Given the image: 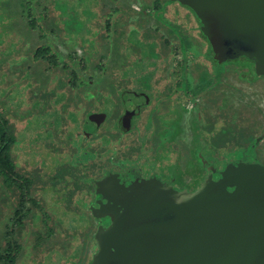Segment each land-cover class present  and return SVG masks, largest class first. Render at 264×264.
Listing matches in <instances>:
<instances>
[{"label":"rangeland","instance_id":"rangeland-1","mask_svg":"<svg viewBox=\"0 0 264 264\" xmlns=\"http://www.w3.org/2000/svg\"><path fill=\"white\" fill-rule=\"evenodd\" d=\"M11 1L13 4L10 6L0 3L1 14L13 15L0 25V107L9 122L13 124L16 135V142L11 152L19 171L37 175L39 180L33 187L35 195L44 199L49 210L54 212L55 217L62 220L67 228L79 225L85 229L86 225L93 230L94 225L97 228L104 222L102 236L106 250L113 249L112 240L120 241V231L125 227L133 228L138 233L146 231L151 225L160 230H169L184 220L178 212L190 209V201L184 197L183 192L196 194L208 184V179L222 180V172H226L227 167H232L234 171L227 179L236 182L235 186L242 188V191L234 190V185H228V192L231 193L227 195L228 200L224 198L223 193L204 192L203 202H205L199 205L201 214H206L207 218H215L218 215L231 216L252 226L264 222V172H262L264 169V74H256L255 66L251 61L246 58L212 61L208 54L207 43L199 34V23L194 15L187 8L171 0H161L159 4L171 3L167 5L163 16L185 30L184 35L189 46L184 52L179 50L178 42L175 40H172L173 44L168 47L161 43L160 34L164 33L166 38H171L162 26L158 27L159 31L156 32L155 39L141 35L142 30L138 31L136 26L137 20H134L135 26L126 20H119L118 26L106 30L105 21L108 17H116L123 6H130L129 9L141 14L150 10L149 5L153 0H30L33 17L40 15L44 7L49 10L47 17L38 21L37 27L29 25V17L21 18L19 13L17 15L16 11L21 9L20 4L14 5L15 0ZM49 16L54 17L49 20ZM50 22L54 28L48 27ZM5 25L7 27H4ZM149 25L152 26L148 27H154L153 22H149ZM52 29L58 30L53 32ZM41 33L45 35L39 36ZM136 38L144 42L143 44L153 40L156 43L152 48L154 54L151 53L149 45L146 46L147 50L137 52L134 45L140 48H143V45L138 43ZM45 39L48 42H57L60 51L65 55L71 54L65 59L70 64H76H72L71 67L75 65L74 68H77L84 79L93 77L96 80L100 74V68L96 65L103 66L106 68V75L112 77L110 80L125 77V88L135 90L140 86L137 81L139 76L148 71L152 72L148 81L149 94H143L137 99L138 102L145 101L147 104L140 114L137 112L139 115L136 119L132 117V127L127 129V132L115 133L113 124L110 125L106 138L100 135L98 137L92 135L89 138L82 135L67 136L80 133L81 130L76 128L71 133L70 129L75 123L70 120L58 125L54 119V111L60 109L63 97L70 91L74 95V92L81 94L86 90L81 89L84 87L83 84L78 88L67 83V76L63 77L59 70H49L47 72L50 74L49 78L42 82L28 75L29 68L27 65L24 66L25 61L38 70H42L41 64L46 62L35 61L29 64L34 50L40 44L39 41ZM3 42H8L9 53L12 50L17 52L4 59ZM12 43L16 49L11 45ZM107 47L110 49L108 50ZM21 58L25 60L20 61ZM115 60L119 64L114 65ZM150 60L154 61L151 65H149ZM181 63L186 66L185 78L190 96L188 100L185 97L177 98L183 93L177 87L183 84L182 75L179 73ZM81 65L85 67L82 69ZM59 78L63 79L62 86L58 85ZM106 80L108 81L109 78L106 77ZM28 82L31 83V87L33 84L34 87H40L42 84L43 89L51 92L48 93L50 102L48 108L43 107V103L39 101L36 107L34 106L42 90L29 89V86H26ZM93 86L87 89L88 93L97 89ZM164 90L168 94L163 93ZM126 95L124 94V97ZM132 95L134 94H129L127 97L131 98ZM98 96L99 99L106 98V104L101 105V108L105 106L104 110L110 112L115 121L118 116L116 112L121 109L118 99L114 102L112 97L107 99L108 96L101 94ZM79 97L77 104H70L69 109H74L73 112H79L80 115L85 109V99L87 100L89 95L81 94ZM126 101L123 106L131 104L132 114H135L136 111L133 109L135 105L128 99ZM154 105L156 109L151 110ZM101 108L97 107V118L106 116ZM88 114L96 118V114L90 112ZM145 115L149 119H146ZM195 117L199 118L196 126ZM83 122L82 132L87 133L95 128L91 124L92 121H86L85 118ZM226 126L231 128L235 138L239 135L238 141L235 143L228 141L224 145H219L215 135L220 128ZM261 134L263 137L259 139ZM219 135H223L222 132ZM225 136L226 133L223 137ZM200 138L202 140H199ZM84 153L88 156L83 157ZM110 157L113 158L109 163L112 168L99 177V170ZM167 157H170L171 162L166 160ZM199 160L205 162L203 164L207 171L198 164ZM208 161L212 164L209 166L212 169L216 167L218 172L210 171L211 168L206 164ZM219 161L226 162L217 163ZM190 164H193V170H188ZM238 164H241V168L235 169ZM68 166L73 167V174L82 176L78 184L79 187L82 185L80 188L76 185L77 180L69 173L65 174L64 183L58 179L53 185L49 180L57 168ZM196 170L199 175L195 178ZM83 174L93 179L94 186L92 183L90 187L85 185ZM149 174L155 175L152 176L155 178V183L168 186L171 191L178 194V197L170 196L169 193L161 194V197L167 199L168 204H163V207L169 206L174 215L158 217L156 214L153 220L154 211L160 208L153 207L147 210L144 208L146 205L142 204V210L138 214H131L129 209L124 214L114 209L112 210L115 211L114 218L98 217L100 212L97 210L116 207L112 205L115 203V197L120 192L128 193L137 189L136 185L140 184L141 180L150 178ZM193 178L195 182L198 181L197 187L194 185L195 182L192 184ZM88 187L91 198L94 197V202L91 201L90 204L96 215L93 224L92 218L86 216L82 208L85 205L82 201L87 202L89 198ZM180 196L183 197L179 198ZM14 208L5 206L4 203L3 213L0 215V228L12 215ZM186 217L187 215L184 218ZM37 223L35 222L33 226ZM31 227L30 224L21 230L23 237L28 236V238L23 241L25 255L17 260L16 264H30L29 256L33 250L31 245L34 240V237L29 235ZM107 227H109L108 231ZM58 234L62 239L64 232ZM79 244L80 240L74 238L69 246L73 251L69 252L75 254L74 248ZM53 249L60 251L51 252L48 249L43 253L40 264H67L63 257V249ZM86 254L88 260L85 264L94 256V254L90 255V252Z\"/></svg>","mask_w":264,"mask_h":264},{"label":"trees","instance_id":"trees-1","mask_svg":"<svg viewBox=\"0 0 264 264\" xmlns=\"http://www.w3.org/2000/svg\"><path fill=\"white\" fill-rule=\"evenodd\" d=\"M160 1L161 0H153L149 5L150 10L144 11V13L142 12L141 14H140V12H136L134 10L129 9L130 6H123V7L121 6L122 7L121 11H118L119 14L116 15V17L115 16H114V18L108 17V20L105 21L106 30L108 31L109 29H111V27L114 29L116 26H118L119 20H123V21L126 20L130 24H133L134 26L136 24V23L134 24V20H137L136 26L138 28V31L142 30L141 35L145 36L147 38L150 37L152 39H155L156 38V32L159 31L158 27L162 26L164 28V31H168V35H170L171 38H166L165 35H163L164 33L160 34V39H162L161 43L164 44L166 47H168L169 45L173 44L172 40H175L178 42L177 46L179 47V50L184 52L186 50V48H188V46H189V42L184 35L185 30L179 24H175L171 20H169L167 17L163 16L164 12L166 11L167 5L171 4V3H168L166 5H160L159 4ZM171 1L173 3L175 2V0H171ZM15 2L16 3L14 5L20 4V8H21L20 11H16L17 15L19 13L21 18L29 17L30 18L29 19V25L31 27H34V26L37 27L38 21H40V19H42V18L47 17V13L49 10L46 7H44L41 11V14L35 18V17H33V10H32L31 5H30V3H31L30 0H19V2L17 0H15ZM0 3L2 5H9V6L13 4L11 0H2V2L0 0ZM179 3H180L179 4L180 6H182L183 8H187L192 14L195 15V13L193 12V10L190 7H188L187 5H184L181 2H179ZM24 11L26 12L25 14H24ZM11 16H13V15L7 14L4 16V14L0 13V25H3V23H4L3 21H7L8 17H11ZM51 17H54V16H49L48 19L50 20ZM34 21H35V23H34ZM145 22H146V24H145ZM149 22H153L154 27H148V26H152V25H149ZM4 27H7V25H5ZM48 27L54 28V26L51 25V22L49 23ZM199 29H200V27H199ZM40 30H42V28H40ZM56 30H58V29H56ZM56 30L52 29L53 32H56ZM199 34L206 41L207 38H206L205 34L201 31V29L199 31ZM0 35H1V32H0ZM44 35L45 34L41 33L39 36H44ZM106 37H108V35H106ZM136 40L138 43L143 45V48L136 46V44L134 45V47H136L135 50L137 52L147 50L146 46L149 45L151 47L150 48V50L152 51L151 53L154 54L152 48L155 47L156 43L153 40L150 41L148 44H143L144 42H142L138 38H136ZM39 42H40V44H38L37 48L34 50V52H33L34 55L31 57L29 64H31V62H35V61L37 63H42V61L45 60L46 62L41 64L43 66L42 70L41 69L38 70L37 67H34L33 65H32L33 66L32 67V66L28 65V63L25 61L24 66L27 65V67L29 68L28 75L30 77H34L36 80H39V82H42L44 79L47 80L49 78L50 74L47 73L49 70H54V71L59 70L62 72L63 77L67 76V80H66L67 83L78 86V88H79L80 84H83L84 87H82L81 89L82 90L85 89L86 91H85V93L82 92L81 94H88L89 95V98H87L88 101L85 99V103H86L85 107H84L85 109L82 110L80 115H79V112H77V113L73 112L74 109L70 110L69 105L70 104L76 105L77 101L80 100L79 95H81V94L74 92V95H73L71 93V91L69 92L68 95L63 97V100L60 104L61 105L60 109L54 111V115H55L54 119L56 120L58 125L64 123L65 121L70 120L73 123H75V124H73L72 129H70L71 133L73 131H75L76 128H79L81 130L80 133H76L75 135L72 134V136H71V134H68L67 136L75 137L76 135L77 136L82 135V136H85L86 138L87 137L89 138L92 135H94L93 137H98L100 135V137L106 138L107 133H109L110 125L113 126V124H114V128L116 130L115 133H117V131L119 133L120 132L123 133V131L127 132V129H124L120 124V119L122 118L123 114H129L130 126H129L128 130L132 127V117H134V119H136V117L142 112L143 108L147 104L145 101L138 102L137 99L140 96H142L143 94H149L148 89L150 88V83L148 81L150 80V76L152 75L151 71H148L146 74L143 73L139 76L137 81L139 82L140 86L136 87L135 90H129V89L125 88V83H126L125 77L124 78L122 77L123 79L121 78L119 80H114V81L110 80V79H112V77L110 78V75H106V68H103V66L101 67V66L96 65V67L100 68V74L96 80L93 79V77H88V78L84 79L79 74V71L77 70V68H74V66L76 64L75 63L70 64L65 59L67 56L70 57L71 54L68 53L67 55H65L63 52H61L57 42L56 43L51 42V41L48 42L47 39L40 40ZM7 43L3 42L2 53H3L4 59L6 57H8L9 55H13L14 53L17 52V50L16 51L12 50L11 51L12 53L11 52L9 53L8 52L9 45ZM134 43H136V41ZM11 45L13 46L14 44L12 43ZM107 49L109 50L110 48L107 47ZM208 54H209V57L212 59V61H218L215 58L214 52L212 51L211 46L209 44H208ZM23 60H25V59H23V58L20 59V61H23ZM153 62L154 61L150 60L149 65H151V63H153ZM116 63L119 64L115 60L114 65ZM251 63L253 64L252 61H251ZM72 64H75V65H73V67H71ZM68 66L71 68H68ZM84 67H85L84 65H81L82 69ZM179 73L182 75L183 84H182V86L177 85V87L179 89H181L183 93L180 94V97L178 96L177 98H181V97L184 98L185 97L188 100L190 96H189V90H188L189 87H188V84L186 83V78H185L186 77V66H185V64L182 65V63H181ZM124 75H126V74L124 73ZM63 77H60V78H63ZM106 77L109 78L108 81L106 80ZM60 78L58 80V85L62 86L63 85V83H62L63 79L61 80ZM30 84L31 83L28 82L26 85V86H29V89H34L35 91L36 90H42L41 94L39 96L40 98H39V100H36L34 102L35 103L34 106L36 107V103H37V101H39V102L43 103V107L48 108L50 106V102L48 101L49 100L48 95L51 92L49 90L43 89L44 86H42V84H41L42 87L41 86L40 87H34V84L31 87ZM92 86L94 88L96 87L97 89H94V91L92 93H88L87 89L89 90ZM169 89L172 90V88H169ZM163 93L168 94L166 90H164ZM98 94H101V95L106 96V97L108 96L107 99H109V97L110 98L112 97V100H114V102H115V100L118 99L117 102L119 103V108H121L120 109L121 112L120 111L116 112V114H118V116L116 117L115 121H114L115 118L113 117V115H111L110 112H106L104 110L105 106H103V108H101V105L106 104L105 103L106 98H104V100L102 99L103 97L99 99ZM105 94H107V95H105ZM124 94H127V95L134 94V95H132L131 98H128L127 95H126V97H124ZM135 94H137V95H135ZM95 98L97 99V101H95ZM127 99L130 101V103L132 102L133 105H135V108L133 106V109L136 111L135 114L134 113L132 114L131 104L129 106H123L124 103H127V101H126ZM187 100H185V101H187ZM149 101H150V99H149ZM160 103H162V100L160 101ZM95 105L98 107V109L101 108L106 113V116H103V118L99 117L97 119L92 118L91 115L88 113L89 112L94 113V114H96V117H97V107ZM121 105L123 108L121 107ZM37 107L39 108L38 105H37ZM153 107H152L153 109L152 108H150V109L155 110L156 106L154 105ZM92 108H95L96 110H93ZM91 109H92V111H91ZM137 112H139V114H137ZM87 116L89 119H87ZM101 116H102V114H101ZM118 117H119V119H117ZM145 117H146V115H145ZM85 118H86V121L87 120L92 121L91 124H93L95 127V128H92L87 133L82 132L83 129L81 127V125L84 123L83 121H85ZM146 119H149V117H146ZM194 120H195V126H196L197 122H199V118L195 117ZM42 123H43V120L41 121V125H42ZM149 123H150V121H149ZM135 124H136V121H135ZM41 125H39V126H41ZM86 129H88L87 125H86ZM243 129H245V128H243ZM245 130H247V129H245ZM221 132L223 135H219ZM225 133H226V136L223 137L225 135ZM215 136H216L215 140L218 141L219 145H224L225 142H228V141L231 143L232 142L235 143L238 141V137H239V135H238V137H236L237 138L236 139L234 137V135H232V131H231V128L229 126L220 128ZM118 137H120V136H118ZM121 138H124V137H121ZM121 138L119 140H121ZM119 140H117V141H119ZM199 140H202V138H200ZM15 142H16V135L14 133L13 124H11V122H9L8 118L5 116V114H3V110L0 107V202L2 204V205L0 204V215L3 213L4 203H5V206L9 205L10 207H15L12 211V215L7 218V221L5 222L4 226L2 228H0V264H16L17 260L21 259L25 255L24 254L25 253V251H24L25 247H24L23 241L25 238H28V236L23 237L21 230L26 228L27 225H30V224L32 227L30 228L29 235L34 237L33 244L31 245L33 250L31 251V255L29 256L30 264H40L41 263L40 261L42 260V257H43V253L46 252L48 249L50 250V248H52L50 250L51 252L53 250L57 251V252L60 251V250H55L53 248L63 249V251H64L63 257L65 258L64 260H65V262H67V264H85V262L88 260V255L86 253L90 252V255L94 254V256H95L96 252L98 251V243L96 240V233L99 229V226H102L104 222H102V225H99L97 228L94 225L93 230H91V228H89L86 225H85V229L81 228L79 225L72 226V228H70V229L67 228L68 226H65L63 224L62 220H59L57 217H55V213L54 212L52 213L49 210V207L46 206L44 199L40 198L39 196L37 197L35 195L36 193H34L35 190L33 187L35 186L36 182H38V180H39L37 178V175L36 174L33 175L32 172H29V173L28 172H22V171H19L17 169L16 163L14 161V158H13V155L11 152L12 147L15 144ZM106 142H108V141H104L103 143H106ZM92 151H94V150H92ZM86 156H88V155L84 153L83 157H86ZM111 160L113 161V158H111V157L108 158L107 162L104 163L102 168L99 170V172H100L99 177H102L103 174H106L107 171H110V169L112 168L111 165L109 164V163H111L110 162ZM166 160L168 162H171L170 157H167ZM166 160H163V161H166ZM221 162H226V161H219L217 163H221ZM203 163H205V162L199 160L198 164H201V167H203V169L205 171H207V169L205 168V165ZM206 164L208 166L212 165L210 161L206 162ZM209 168H211V170L209 169L211 172H212V170H214V173L218 172L216 167H214L212 169V167L209 166ZM188 170H193V164L189 165ZM66 173L72 174V178L77 180L76 185L78 186L79 182H81L80 179H82V176L73 174V167H71V166H68L67 168H61V167L57 168L55 174L52 177H50L49 180L52 182L53 185H55L57 183L58 179L59 180L61 179V181H63V183H64L65 182L64 177H65ZM195 173H196V175H195V178H196V177H198L199 173L197 170L195 171ZM59 174H61L62 177L60 175L59 178H56V176ZM84 176H85V185H88L90 187V183L93 182V179L88 175H84ZM152 176L155 177V175L149 174L150 178H147V179H144L141 181H147V180L155 179ZM96 178L98 179V177H96ZM195 178L191 179V181H193L192 184H194ZM83 180H84V178H83ZM197 182H195V184H194L195 187L198 186ZM92 185L94 186L93 183H92ZM89 187H88V191H87V193L89 194V198H88L87 202L82 201L85 204L82 208H84L86 216L89 215L92 218V224H93V218H95L96 215L94 214L93 207L92 208L90 207L91 201L94 202V199H93L94 197L91 198V192L89 191ZM93 192H95L94 188H93ZM67 193H69V192H67ZM69 194H71V192ZM97 196L99 197V195H97ZM144 208L147 210L150 209L146 206ZM84 211H83V214H84ZM99 218H103V217L99 216ZM35 222H38V223L36 226H33V224ZM102 227H104V226H102ZM60 232H64L62 239L59 238L60 234H58V233H60ZM74 238L79 239L80 244H79V246H76L77 248H74L75 254H72L70 252H72L73 249L69 246L71 245ZM79 247L82 249H78ZM93 257H92V259H93ZM92 259L89 260L86 264H89L92 261Z\"/></svg>","mask_w":264,"mask_h":264},{"label":"water","instance_id":"water-1","mask_svg":"<svg viewBox=\"0 0 264 264\" xmlns=\"http://www.w3.org/2000/svg\"><path fill=\"white\" fill-rule=\"evenodd\" d=\"M178 1L193 10L218 61L245 55L253 60L256 74H264V0ZM120 124L124 129L129 128V114L122 116ZM227 168L222 172V180L208 179V184L196 194L183 192L190 201V209L178 212L184 220L169 230L151 225L138 233L125 227L120 231V241L112 240L113 249L106 250L102 226H99L98 251L89 264H264V222L252 226L231 216L207 218L200 212L199 205L205 202L204 192L223 193L228 200L227 195H231L228 185L237 183L227 179L234 172L232 167ZM234 168H241V164ZM136 186L137 189L120 192L115 197L112 205L116 207L97 210L98 217L114 218V209L123 214L129 209L131 214H138L142 204L151 209L160 208L154 211L153 220L156 214L158 217L174 215L169 206L163 207L168 204L161 197L163 193L178 197L170 187L157 184L154 179L141 181ZM234 190L242 191V188L235 186Z\"/></svg>","mask_w":264,"mask_h":264},{"label":"flooded vegetation","instance_id":"flooded-vegetation-1","mask_svg":"<svg viewBox=\"0 0 264 264\" xmlns=\"http://www.w3.org/2000/svg\"><path fill=\"white\" fill-rule=\"evenodd\" d=\"M175 2H177L178 4H180L177 0H175ZM194 15V14H193ZM194 18H196V16L194 15ZM196 20H197V22L199 23V20L196 18ZM199 27H200V25H199ZM206 42H207V48H208V44H209V42H208V40L206 39ZM210 45V44H209ZM212 49V48H211ZM240 58H246L247 60H249V61H252L253 62V60H251V59H249L247 56H245V55H240V56H237V57H233V58H228V59H225V60H236V59H240ZM223 61V60H222ZM253 64H254V62H253ZM259 76V75H258ZM194 103H197V102H194ZM262 135V134H261ZM262 137H263V135L262 136H260L259 137V139H262Z\"/></svg>","mask_w":264,"mask_h":264}]
</instances>
